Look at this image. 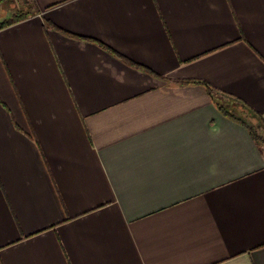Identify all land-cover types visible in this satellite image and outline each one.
Instances as JSON below:
<instances>
[{
    "label": "crops",
    "instance_id": "0c3cea01",
    "mask_svg": "<svg viewBox=\"0 0 264 264\" xmlns=\"http://www.w3.org/2000/svg\"><path fill=\"white\" fill-rule=\"evenodd\" d=\"M20 11L0 264H264V0H0Z\"/></svg>",
    "mask_w": 264,
    "mask_h": 264
},
{
    "label": "trees",
    "instance_id": "16d2710c",
    "mask_svg": "<svg viewBox=\"0 0 264 264\" xmlns=\"http://www.w3.org/2000/svg\"><path fill=\"white\" fill-rule=\"evenodd\" d=\"M26 15H27V13H25L23 11H20V12L14 14L9 19H6V20L0 22V29L24 19L26 17Z\"/></svg>",
    "mask_w": 264,
    "mask_h": 264
}]
</instances>
